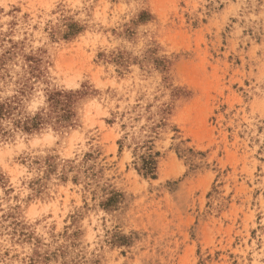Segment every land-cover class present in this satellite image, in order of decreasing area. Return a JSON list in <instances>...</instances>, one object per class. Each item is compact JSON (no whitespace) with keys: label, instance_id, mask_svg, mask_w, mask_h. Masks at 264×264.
<instances>
[{"label":"clouds","instance_id":"clouds-1","mask_svg":"<svg viewBox=\"0 0 264 264\" xmlns=\"http://www.w3.org/2000/svg\"><path fill=\"white\" fill-rule=\"evenodd\" d=\"M146 6L144 0H126L119 6L111 5L107 0H100L99 3L95 0H0V58L5 50L12 47L5 38L9 33V22L13 19L18 22V27L13 30L15 34L8 38L17 44L25 42V46L15 53L14 60L6 65L10 74L7 85L0 79V104L17 96L18 90L25 86L24 81L28 77L24 56L46 48L54 59L62 44L53 40H63L67 17L79 22L80 26H86L83 34L78 31L71 38L76 41L77 50L91 47L95 51L100 47L106 52L117 50L115 56L123 54L128 57L126 66L109 63L104 79L85 76V70L69 74L56 63L55 67L47 68L43 76L28 80L31 91L19 98L22 103L10 119H0V134L3 131L10 134L9 139L0 140V169L9 173L14 188L7 197L4 189L0 188V264H28L29 258H32L33 264H96L97 261L99 264H113L115 254L110 252V247H117L112 243L114 237L117 241L120 238L132 241L131 246L125 247L133 253V259H121L118 264H134V260L139 264H150L144 251L148 247V236L143 231H136L140 222L137 217L129 215L127 208L118 205L114 210H105L97 206L98 200L89 197L88 208L81 209L80 196L68 191L73 187L71 180L66 187L57 190L51 187L57 183L55 176L50 178L48 189L52 195L44 199L34 197L25 206L24 201L33 195V189L28 187L27 182L39 178L42 172L35 168L30 170L29 166L16 161V157L43 156L55 150L62 160H73L75 167H87L81 161L93 147L90 141L105 132L104 119L114 117V125L107 131L122 137L124 152L116 165L119 171H123L122 165H139L141 156L149 148L152 153L163 151L170 155L172 152L178 155L179 149L174 173L177 177L183 178L186 172H191L193 164L204 167L197 154L188 153L190 148L182 137L173 136V121L166 115L167 109L178 110L181 107L179 98L173 96L180 77L157 67V61H163L165 57L153 47L152 41L162 30V23L152 19L139 29L132 43L123 37L113 36L110 31L116 29L122 32L123 25ZM169 7L174 11V6ZM183 12L197 20L201 16L208 17L209 26L216 32L227 29L225 35L233 49L238 45H251L246 53L247 63L254 66L255 71L242 75V81L247 80L249 86L241 93L243 99L237 97L235 113L228 123L233 128L234 138L237 134L243 136L239 146L249 154V173L258 164L264 169V163H260L264 159V0H197L196 3H189ZM2 75L3 69H0ZM85 82L90 86L87 90ZM53 88L62 95L65 92L84 95L75 117L70 118L75 127L66 126L58 130V126L66 122L62 119L65 112L61 108L52 109L49 92ZM38 113L50 120L39 134L27 135L15 127L16 120L21 124L28 122L31 126ZM261 176L256 185L261 192L257 211L264 217V171ZM96 180L102 186H117L107 173H103V179L97 174ZM91 185L90 191L96 190V182ZM158 185L160 181L155 179L141 181L137 200L142 195L146 196L149 188L159 192L163 186ZM81 190L77 188L76 191ZM173 194L177 204L193 207L180 184ZM73 198L75 204L70 203ZM129 199H132L130 195ZM18 204L22 207V214L15 218L16 223L21 228L27 226L25 230L32 234L27 243H18L19 229L12 220L4 223L2 219ZM77 209L81 214L76 223L68 228L67 235L61 236L66 227L65 218L74 215ZM258 223L257 228L251 217L245 222L243 231L247 232L249 224L256 228V240L250 247L238 249L248 258L244 264H264V218ZM78 228L84 230L82 238L73 236ZM57 249L62 255L43 259ZM5 251L9 252L6 257ZM34 253H39L41 258L36 259ZM101 254L107 259H102ZM154 264L163 262L157 259Z\"/></svg>","mask_w":264,"mask_h":264},{"label":"rangeland","instance_id":"rangeland-1","mask_svg":"<svg viewBox=\"0 0 264 264\" xmlns=\"http://www.w3.org/2000/svg\"><path fill=\"white\" fill-rule=\"evenodd\" d=\"M95 2L99 3L100 0ZM107 2L119 6L126 0ZM144 2L147 6L142 7L136 16L123 25L122 32L116 29L110 31L113 36L123 37L132 43L143 25L152 19L162 23V30L152 41L153 47L160 50L165 57L163 61H157V67L161 71H170L180 77L178 88L173 90V96L179 98L181 107L178 110L167 109L166 115L173 121V136H181L187 148H190L188 153L197 154L204 167L193 164L191 172H186L183 178L177 177L174 173L175 160H178L180 155L179 149L178 155L175 152L170 155L163 151L152 153L149 148L148 152L141 156L139 165H122L123 171H119L116 165L124 152L122 137L107 131L114 125V117H108L104 119L105 132L90 141L93 147L81 161V164H87V167H75L73 160H62L55 150L43 156L16 157L18 163L29 166L30 170L35 168L42 172L39 178L27 182L28 187L33 189V195L24 201V205H29L34 197L44 199L52 195L48 191L51 177L55 176L57 179V183L51 185L57 190L66 187L71 180L73 187L68 191L80 196L81 209L88 208V199L91 197L98 200L97 206L102 209L114 210L119 205L120 208H127L129 215L137 217L140 223L136 231H143L148 236V247L144 251L145 259L150 264H154L157 259L163 264H244L248 258L238 249L250 247L252 241L256 240V228L249 224L247 232L243 231L245 222L251 217L258 228L259 220L264 218L257 211L261 192L256 187L262 179L261 173L264 169L258 164L256 169L249 173V154L239 146L243 136L237 134L234 138L233 128L228 121L235 113L237 97L243 99L241 93L249 86L247 80L242 81V75L255 71V67L247 63L246 53L251 45H238L233 49L225 35L227 29L216 32L209 26L208 17L201 16L197 20L185 14L183 10L188 4L196 3L197 0ZM170 5L174 6V11L170 9ZM64 23L67 31L63 40H53L54 43L62 44L59 52L54 54V59L46 48L38 49L36 54L24 56L28 80L43 76L47 68L55 67L56 63L69 74L85 70V76H99L100 79L106 77L109 63L127 65V55L115 56L117 50L106 52L100 47L95 51L91 47L77 50V43L71 38L78 31L83 34L86 26L78 25L79 22L73 21L71 17L65 18ZM17 27L18 22L15 19L9 22V33L5 39L12 47L5 50L0 58V69H3L0 79L5 81V86L10 79L6 65L12 62L15 53L25 46L24 41L17 44L8 38L15 34L13 30ZM28 80L24 81L25 86L18 90L17 96L4 101H14L15 111L22 103L19 98L31 91L27 85ZM85 84L86 90L90 88L87 82ZM55 92L60 91L53 88L49 96ZM82 99L83 94L73 99L71 117H75ZM45 126L30 133L20 130L27 135H33L42 132ZM75 126L73 123L71 127ZM9 138V133L0 134V140ZM148 156H153L156 169L152 175L145 176L142 171L143 160L148 159ZM260 163H264V159H261ZM103 173H107L117 186L100 185L96 177L99 174L103 179ZM152 179L160 181L163 186L161 190L153 192L149 188L146 196L142 195V198L137 200L139 183ZM94 182L96 190L90 191ZM179 184L186 190L193 207L176 203L173 191L178 190ZM0 188L4 189L6 197L14 191L9 173L3 169H0ZM77 188L82 190L77 192ZM57 194L60 193L57 191ZM70 203L75 204V199ZM21 214L22 207L18 204L2 219L4 223L12 220L19 229L18 243H27L32 239V234L25 230L27 226L21 228L15 219ZM80 214L77 209L74 215L65 218L66 227L61 236L67 235L68 228L76 223ZM194 226H197L195 231ZM117 227L119 228V225ZM73 236L82 238L84 230L78 228ZM112 243L117 246L110 247V252L115 254L113 264H118L121 259H133V253L125 247L131 246L130 238H120L117 241L114 237ZM58 254L62 255L59 249L50 252L43 259H54ZM8 255L9 252L5 251L4 256ZM33 255L36 259L41 258L39 253ZM101 258L107 259V256L101 254ZM28 264H33L32 258H29ZM96 264H99V261ZM134 264L139 262L134 260Z\"/></svg>","mask_w":264,"mask_h":264},{"label":"trees","instance_id":"trees-1","mask_svg":"<svg viewBox=\"0 0 264 264\" xmlns=\"http://www.w3.org/2000/svg\"><path fill=\"white\" fill-rule=\"evenodd\" d=\"M79 95H82V93H64L62 95L60 92H55L50 95V101H53V103L51 104L52 109L56 110L57 108H61L65 112V115L62 117V119L65 120L66 122L63 125H59L58 128L73 125V123L70 120L71 116L73 115L71 107L74 103L73 99ZM13 102L14 101H10L9 103L6 102L0 104V119H10L12 117V114L15 111ZM48 123H50V120L45 119L44 116H42L40 113L37 114L36 118L31 121V126H29L28 122L21 124L19 120L14 121L15 127L17 129H22L23 131L28 133L33 132L35 130H39L43 125H47ZM6 134H8L7 131L2 132V135H6ZM155 169L156 167L153 156H148V159L143 160L142 171L144 172L145 176L152 175Z\"/></svg>","mask_w":264,"mask_h":264}]
</instances>
